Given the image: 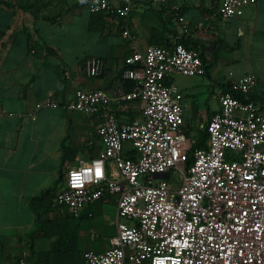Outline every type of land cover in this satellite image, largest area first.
<instances>
[{"label":"built area","instance_id":"2783aa9c","mask_svg":"<svg viewBox=\"0 0 264 264\" xmlns=\"http://www.w3.org/2000/svg\"><path fill=\"white\" fill-rule=\"evenodd\" d=\"M170 1L90 0L87 7L121 23L127 35L136 2ZM254 1L221 0L219 15L240 16ZM175 17L182 33L191 30L182 15ZM123 64L130 89L76 88L67 104L98 117L100 147L88 159L65 164L53 205L72 217L104 198L117 208L108 246L84 250V264H264V101L248 97L255 76L233 82L240 96L218 93L219 107L205 126L206 145L186 163L191 138L182 129V93L170 79L204 73L200 52L181 42L148 44L130 51ZM85 65L88 76H97L103 61L92 56ZM112 100L137 101L139 117L119 122ZM18 264L28 262L20 257Z\"/></svg>","mask_w":264,"mask_h":264},{"label":"crops","instance_id":"0c3cea01","mask_svg":"<svg viewBox=\"0 0 264 264\" xmlns=\"http://www.w3.org/2000/svg\"><path fill=\"white\" fill-rule=\"evenodd\" d=\"M89 2L0 0V264H18L20 257L34 264L26 255L29 238L40 228L29 199L49 187L56 192L65 164L88 159L100 147L98 117L67 104L76 88L102 87L110 93L120 86L130 89L132 80L122 77L123 59L130 51H143L154 42L171 47L180 38L201 50L204 73L170 79L182 93V129L191 145L218 109V93L232 92L224 88L230 84L234 90L232 84L241 75L255 76L248 97L264 101V0L247 4L240 16L231 18L219 15L221 0L136 2L127 18V35L106 13L90 12ZM176 15H182L191 30L182 33ZM92 56L102 59L103 68L91 77L85 62ZM46 101L52 104L36 107ZM110 109L119 122L140 115L137 101L112 100ZM62 142L67 156L59 176ZM53 204L41 218L45 212L67 213ZM116 212L112 198L84 207L78 217L80 251L108 246Z\"/></svg>","mask_w":264,"mask_h":264},{"label":"trees","instance_id":"16d2710c","mask_svg":"<svg viewBox=\"0 0 264 264\" xmlns=\"http://www.w3.org/2000/svg\"><path fill=\"white\" fill-rule=\"evenodd\" d=\"M187 47L195 48L200 52L202 61V53L196 44H187L183 38L178 39ZM160 44V43H153ZM204 64V63H203ZM168 82V80L166 81ZM225 90H230L234 94L236 92L230 88V84H227ZM207 139L206 127H203L198 131L195 141L186 152L185 162L189 163L192 159V153L194 149L199 147H205ZM61 166L64 163L67 156V150L64 143L61 145ZM62 176V174H59ZM55 188L49 187L42 190L38 195H34L29 199V207L34 212L35 219L40 228L41 235L47 238L54 237L50 241V247L47 250H40L36 253L34 264H84L82 258V251L78 249V229L80 218L72 217L69 214H65L59 217H45L41 218V212L50 208L52 200L55 196Z\"/></svg>","mask_w":264,"mask_h":264},{"label":"rangeland","instance_id":"374dc122","mask_svg":"<svg viewBox=\"0 0 264 264\" xmlns=\"http://www.w3.org/2000/svg\"><path fill=\"white\" fill-rule=\"evenodd\" d=\"M216 105L215 101L211 102V106L214 107ZM63 173V166L61 167L60 171H58V175ZM55 191V190H54ZM43 216L54 218L58 217L56 214L45 212ZM62 216V214L60 215ZM54 237L49 238H43L41 235V232L39 233L37 230H35V234L29 238V253L26 255L29 258V261L35 260L37 251L40 250H46L50 247V241L53 240ZM25 255V254H24Z\"/></svg>","mask_w":264,"mask_h":264}]
</instances>
